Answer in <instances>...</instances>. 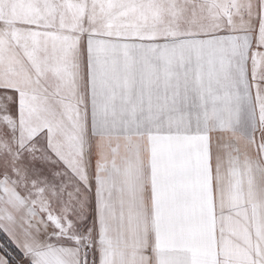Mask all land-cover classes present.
Segmentation results:
<instances>
[{
	"label": "snow or ice",
	"instance_id": "6c2138e0",
	"mask_svg": "<svg viewBox=\"0 0 264 264\" xmlns=\"http://www.w3.org/2000/svg\"><path fill=\"white\" fill-rule=\"evenodd\" d=\"M0 264H264V0H0Z\"/></svg>",
	"mask_w": 264,
	"mask_h": 264
}]
</instances>
